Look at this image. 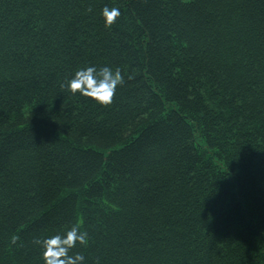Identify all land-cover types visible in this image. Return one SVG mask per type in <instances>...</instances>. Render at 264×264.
Here are the masks:
<instances>
[{
	"label": "trees",
	"instance_id": "16d2710c",
	"mask_svg": "<svg viewBox=\"0 0 264 264\" xmlns=\"http://www.w3.org/2000/svg\"><path fill=\"white\" fill-rule=\"evenodd\" d=\"M76 223L83 264H264V0H0V264Z\"/></svg>",
	"mask_w": 264,
	"mask_h": 264
},
{
	"label": "clouds",
	"instance_id": "9594fccd",
	"mask_svg": "<svg viewBox=\"0 0 264 264\" xmlns=\"http://www.w3.org/2000/svg\"><path fill=\"white\" fill-rule=\"evenodd\" d=\"M121 14L118 7L105 6L102 9L105 26L111 27L117 22ZM133 78L134 74L128 76V79ZM124 83V75L118 67L113 70L108 66H103L97 70L95 66H88L77 70L74 77L66 85L61 84V88L67 87L73 94L80 93L104 106H108L113 103L117 87ZM18 239L19 237L12 236L11 243L16 244ZM88 242L89 234L87 231L81 230L79 223L72 225L64 234H56L43 239L33 238V243L44 249L45 264H83L85 260L83 254L70 255L69 253L76 247L77 243L87 246ZM97 264H99L98 260Z\"/></svg>",
	"mask_w": 264,
	"mask_h": 264
}]
</instances>
